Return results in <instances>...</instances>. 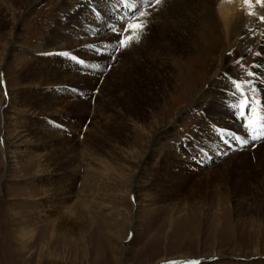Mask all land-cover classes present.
<instances>
[{"label": "rangeland", "instance_id": "rangeland-1", "mask_svg": "<svg viewBox=\"0 0 264 264\" xmlns=\"http://www.w3.org/2000/svg\"><path fill=\"white\" fill-rule=\"evenodd\" d=\"M92 1L0 0V264H264V139L247 148L232 140L238 153L223 142L219 118L205 121L216 80L233 86L231 79L248 77L260 34L252 32L248 47H239L237 38L227 41L216 28L197 53L181 54L159 21L151 28L145 22L150 44L160 50L170 45L154 64L164 83L153 86L159 92H147L140 67L115 72L122 71L129 45L117 51L108 44L92 58L74 48L68 56L52 53L85 40L68 35L63 26L78 8L91 6L103 14L101 20L79 15L82 27L116 26L126 14L122 7L115 8L119 18L102 13L107 1L99 0L104 7ZM107 31L93 33L100 37ZM73 55L87 65L73 61ZM50 58L66 77L58 82L65 104L48 105L45 95L59 85L49 76L44 75L46 82L27 77L40 68L51 70L43 65ZM136 87L129 105L128 92ZM246 87L254 96L252 110H258L249 113L251 124L263 109L253 88ZM98 93L111 109L96 103ZM57 112L63 116L54 117ZM201 121L195 138L210 137L219 148L216 156L204 151L212 165L198 172L222 170L226 187L210 202L166 197L160 190L164 173L183 180L187 165L197 163V151L187 154L184 146Z\"/></svg>", "mask_w": 264, "mask_h": 264}, {"label": "bare ground", "instance_id": "bare-ground-1", "mask_svg": "<svg viewBox=\"0 0 264 264\" xmlns=\"http://www.w3.org/2000/svg\"><path fill=\"white\" fill-rule=\"evenodd\" d=\"M106 1H107L108 8L106 9L103 8L104 12L102 13H108V15H111L113 17L117 16L119 18L120 15H118L119 13L117 14V12H115L116 11L115 8L122 7L126 11L125 16H127L130 3L128 6H125L124 4H121L119 0H106ZM92 2L96 6L100 7L101 5L99 0H94ZM160 3H165L164 6L160 5L161 7L163 6L162 9H158L157 7L155 8L154 6L153 8L151 7V9L146 10L150 13V15H148L147 18L145 17L143 22L144 23L147 22L148 26L150 25V28H151L154 22L159 21V24L160 23L162 24V26L166 30V33H168L170 37H172L174 49L178 48V46L179 48H181L179 50L180 51L179 53L184 54L186 53V51L188 52L190 49L192 52L197 53L199 50L200 43L202 41L207 40L209 38L208 36L211 35V33H214L216 28L221 29L227 41H230V39L232 38H235V39L237 38L238 39L237 45L239 47L241 46L248 47L249 42H250V35H252L251 33L258 32L260 35H259V38L257 39L258 41H256L254 44V51L256 52V56L252 62H253V65L254 64L261 65V67H256L254 69L253 68L251 69L250 67V69L252 71H255L258 74L264 73V21L260 19L261 17H264V5L256 4L254 2L246 5L243 3V0H166V1L161 0ZM142 4L143 2L141 1V5ZM102 7L100 9H102ZM93 9L94 8H92L91 6L84 5L78 8L76 12L72 13V15H70L69 18L66 20V22L63 24V26H65V28L68 30V35H72V34L74 36L77 35V37L85 38V40L84 41L78 40V41H75V43H69L65 45L64 47L62 46V48H59L58 50H54L52 53L56 52L58 54V53L69 51L72 48H74V49H80L78 52L88 53L89 54L88 58H92L97 55H95L96 52L91 51L87 47V45L89 44L103 45V51L106 45L108 44H110L111 47H113L111 48L113 50H115L118 47V40L120 39V36L112 33L109 30L110 27H108V24L102 25V23L100 22L102 26L98 25L96 27L95 24L92 25V23L91 24L88 23L90 24L89 26L82 27L81 24L79 23L80 22L79 15L81 14L88 16L89 19H95V17L97 20L103 19V14L101 15V17H97L96 11L94 12ZM154 10H155V13L152 14L153 13L152 11ZM250 12L252 13L251 15H249ZM115 13L117 15H115ZM101 27L106 28L109 31H107L106 34L101 35L100 37H95V34L93 32L95 30L101 29ZM144 31L145 30L139 33L138 42L135 39L136 33H130L133 36V40L129 44V47H127L128 52L124 56L125 59L120 64L121 66L119 69H121L122 71H115V72L116 74L121 73V72H128L126 70L128 66L129 67L132 66L131 67L132 70H138L140 67L142 70L143 80H145L147 84V88H146L147 92L150 91L152 88V90L156 91L155 93H157L159 92L160 87L158 86L157 89H154L153 86H157L158 82L164 83V81H161L162 75H161L160 70L155 69L156 70L155 72L154 64L156 62L159 63L163 55H167L164 53H166L165 50L169 49L170 45L166 46L164 50H160V48L157 47L156 45L154 47V45L150 44V42L148 41V38L146 37V33ZM60 36L61 35L56 36L54 39H59ZM257 53H261V54L257 55ZM50 57L54 58L56 57V55H50ZM52 58L49 59L50 60L49 65H47L46 62L43 64L44 67L46 66L52 67L51 70H48L49 69L48 68L47 69L48 71L46 72V70H43L44 68L43 69L40 68V70L33 71L30 76H27L28 79L33 81V80H37L39 77L41 78L40 80L44 79V81L46 82L47 77L45 76H49L47 80H53L55 84H59L58 82L63 83L66 77L62 75V71L58 73L57 70L53 69V68H56V66H55V62L52 61ZM221 59L223 60L222 69H224L222 71H226V67H225L226 62L224 61V56H221ZM105 65H107V63ZM219 74L216 75L215 77L218 78ZM226 74H228V72H226ZM111 78L113 79V77ZM250 79L252 78L244 77L241 79V81L250 80ZM225 81H227V79ZM225 81H221V79L220 80L218 79L216 80V84L213 86L214 91H212L211 99L209 100L205 108V111H206L205 117L207 118V119L205 118L206 123L211 122L212 120H215L216 118H219V122H221L219 123V125L221 128H218V130L220 131L222 129L227 130V131L222 132L223 138L229 137L228 135L229 133L235 134L236 136H239V137H244L245 139H247V136L245 135H248V136H250V134L251 136L261 135L262 132H264V130H262L260 127V120L254 121L253 123L249 124V127L247 131L245 132L246 133L245 135H243L242 132H237V130H235L241 126L242 128L244 127L242 121L237 118L235 109L231 107V105L233 104L238 105V103L240 102V96L237 94L234 97L233 96V93L235 91L234 86H231ZM163 83L160 85L161 87ZM246 86L244 85L243 87L247 91ZM54 87L56 88L55 91H50L49 93H47V95H45V98L48 100V105H52L53 103L54 104H59V103L65 104L59 98V95L61 94V92H63L62 84L51 85V88H54ZM253 90L255 91V94H257L259 98V102H260L259 110L263 109L262 112L261 111L259 112L262 115L264 114V108L261 107V105H264V76L258 75L256 77ZM130 91L131 92H128V101H129V105H132L133 101L135 100L137 96V93L139 92V88L138 87H136L135 89L132 88ZM99 96H100V99H98L96 103L99 102V106L103 107L104 109L105 108L107 109L110 105V109H111L112 104L109 102L107 97L104 96L103 93L102 94L100 93ZM85 100H89V99L86 97ZM104 109L101 108L102 111ZM101 110L99 111L101 112ZM255 111H258V110L253 109L251 112H255ZM118 113H119L118 110L117 112L115 111V113H113L114 118L119 117ZM61 114L62 113L57 112L54 117L63 116ZM1 115H2V118H4V115H5L4 111H1ZM256 117H259V116H252L250 119H255ZM201 126H202V121L200 125L197 126V131H195V133L197 134L194 135L193 136L194 138L190 140V144L188 145L186 144L184 146V147L187 146L185 148V151L187 154H191V151H194V150L197 151V154H199L198 157H195V159H197V163H195V165H197L198 168L195 165L193 166L187 165V168H189V170H187L186 173L184 174L183 180H181L180 177L178 178L175 176L172 177L171 175L176 174V173H173L171 171L167 172L168 177H166L164 173L165 179H163V182H162L163 184L162 185L160 184L162 187L160 190L166 197L167 196H172L171 198L183 197L186 200H196L195 198L197 197V199H201V200L204 199L210 202L213 199V196L215 194H218V192L222 189V187L224 188L226 187L225 186L226 184L223 181L225 172H223L222 170L218 169L216 170V172H213L211 174L207 172H206L207 174L206 173L200 174L198 172V170L206 169L208 168L207 166L212 165V163H210L209 161L210 156L207 155V153H205L204 151L209 150L211 152H215L214 156H216V153H217L216 151H218L216 150V148H219V144L212 141L210 137L208 139L206 137H202L203 138L202 142L198 141L195 138L199 136L198 134H199V131L201 130ZM215 132L213 134H215ZM253 144H254V140L251 142L248 140V143L244 146L247 148V147L252 146ZM236 146H237L236 143H235V147H234V143H232V147L237 148ZM244 146L242 148H244ZM238 149L239 148H237V150ZM223 151L227 152L225 147H223ZM240 152L241 151L238 150V153ZM180 154L182 156H185V154L181 152ZM260 154L264 158V152L261 151ZM172 164L176 165L177 163L173 162ZM194 176H197L195 181L192 180V177L194 178ZM222 181L224 185L223 183L220 184ZM0 183H1V178H0ZM167 187L171 189L170 190L164 189ZM210 205L211 204H209V206Z\"/></svg>", "mask_w": 264, "mask_h": 264}, {"label": "snow or ice", "instance_id": "snow-or-ice-1", "mask_svg": "<svg viewBox=\"0 0 264 264\" xmlns=\"http://www.w3.org/2000/svg\"><path fill=\"white\" fill-rule=\"evenodd\" d=\"M121 4H124L125 6L129 7V15L127 16H121L120 17V24L116 26H111L109 28L110 31L115 32L118 36H120L119 39V46L116 49L117 51L121 48L127 47L133 40V36L131 34L125 35V33H136L135 39L138 42L139 40V33H141L145 28L144 18L150 15L148 11H146L147 8H151L154 6V4H159L161 0H143V4L141 5V0H119ZM261 4L264 5V0H243L244 4H251V3ZM135 9V11H133ZM95 12V9H93ZM252 13L250 12L249 15ZM96 16L100 17L101 13L96 12ZM262 21H264V17L260 18ZM135 21V22H133ZM87 47L91 50L96 52L97 54H102L103 52V45H97V44H89ZM261 53H257V55H260ZM64 56H68L69 54L67 52L62 53ZM71 59L81 66H86L87 61L84 59H81L75 55L71 57ZM253 69L256 67H261V65H252ZM248 77H251L250 80H242L237 81L235 79H231V83L234 86V93L233 96L235 97L237 94L240 96V102L237 104L231 105L235 109L237 118L240 119L247 130L249 127V120L247 117L249 116V113L252 111V106L254 102V96L249 97L247 91L244 89V85H248L249 87H252L254 89V82L258 75L264 76V73H256L255 71L249 70L247 73ZM262 108H264V105H261ZM260 120V127L262 130H264V114L259 116ZM227 131V130H221ZM229 138H223V142L228 145L229 148H232V140H236L241 147L246 145L248 143V139H245L244 137L236 136L235 134L229 133ZM251 139H264V132H262L259 136H251ZM226 154V153H225ZM169 264H175V262H169ZM191 264H198V262H191Z\"/></svg>", "mask_w": 264, "mask_h": 264}]
</instances>
